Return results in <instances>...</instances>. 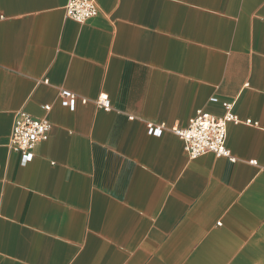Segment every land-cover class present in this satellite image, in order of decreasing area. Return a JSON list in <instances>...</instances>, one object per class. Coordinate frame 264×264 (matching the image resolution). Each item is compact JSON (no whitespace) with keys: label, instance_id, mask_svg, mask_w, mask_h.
<instances>
[{"label":"crops","instance_id":"crops-1","mask_svg":"<svg viewBox=\"0 0 264 264\" xmlns=\"http://www.w3.org/2000/svg\"><path fill=\"white\" fill-rule=\"evenodd\" d=\"M68 2L0 0V264H264V0ZM226 105L230 158L191 159L171 129Z\"/></svg>","mask_w":264,"mask_h":264},{"label":"built area","instance_id":"built-area-1","mask_svg":"<svg viewBox=\"0 0 264 264\" xmlns=\"http://www.w3.org/2000/svg\"><path fill=\"white\" fill-rule=\"evenodd\" d=\"M98 14L96 0H69L66 6V17L80 24ZM45 83L48 84V81ZM60 97L64 106L75 107L76 95L61 92ZM82 103L87 104V100H82ZM96 105L107 112L112 110V104L106 94L99 96ZM225 107L229 112L223 118L199 111L190 120L187 128L175 126L171 129L184 142L185 151L191 159L207 154H214L219 158H230V152L226 147L227 127L229 123L240 124L241 122L231 113V105ZM44 110L49 112L51 107L46 106ZM246 123L251 124L250 121ZM164 130V125H149V132L154 136H161ZM50 131L51 124L47 119H36L25 112H19L12 129L10 148L22 156L24 163L31 162L34 158V148L37 144L48 141Z\"/></svg>","mask_w":264,"mask_h":264}]
</instances>
